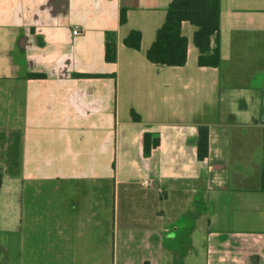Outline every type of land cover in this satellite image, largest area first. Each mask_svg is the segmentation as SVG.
Wrapping results in <instances>:
<instances>
[{
    "label": "crops",
    "instance_id": "obj_1",
    "mask_svg": "<svg viewBox=\"0 0 264 264\" xmlns=\"http://www.w3.org/2000/svg\"><path fill=\"white\" fill-rule=\"evenodd\" d=\"M171 1L0 0V264H264V0H222L219 67L188 21L149 61Z\"/></svg>",
    "mask_w": 264,
    "mask_h": 264
},
{
    "label": "trees",
    "instance_id": "obj_2",
    "mask_svg": "<svg viewBox=\"0 0 264 264\" xmlns=\"http://www.w3.org/2000/svg\"><path fill=\"white\" fill-rule=\"evenodd\" d=\"M222 0H172L165 22L157 30L156 39L146 52L149 61L158 65L183 66L187 61V37L181 33L183 21H188L197 27L194 33V43L199 49V66L219 67L220 52V18ZM126 21V9H121L120 22ZM142 34L131 30L124 38L125 46L139 50ZM105 59L109 62L116 60V46L107 43ZM30 77H44L43 74L32 73ZM134 120L140 116L131 112ZM159 138L147 132L144 136V154L149 156L153 147L159 144ZM209 154V127L199 126L197 155L200 160ZM262 189L264 191V166L262 170Z\"/></svg>",
    "mask_w": 264,
    "mask_h": 264
},
{
    "label": "built area",
    "instance_id": "obj_3",
    "mask_svg": "<svg viewBox=\"0 0 264 264\" xmlns=\"http://www.w3.org/2000/svg\"><path fill=\"white\" fill-rule=\"evenodd\" d=\"M73 34H74V35L79 34V30H78V29H73ZM143 184L146 185V184H149V182H148L147 180H144V181H143Z\"/></svg>",
    "mask_w": 264,
    "mask_h": 264
},
{
    "label": "rangeland",
    "instance_id": "obj_4",
    "mask_svg": "<svg viewBox=\"0 0 264 264\" xmlns=\"http://www.w3.org/2000/svg\"><path fill=\"white\" fill-rule=\"evenodd\" d=\"M197 259H199V258H197ZM197 259H196V258H195V259H193V261H192V262H193L194 264H200V261H198Z\"/></svg>",
    "mask_w": 264,
    "mask_h": 264
}]
</instances>
